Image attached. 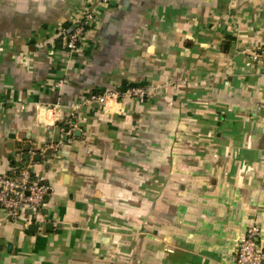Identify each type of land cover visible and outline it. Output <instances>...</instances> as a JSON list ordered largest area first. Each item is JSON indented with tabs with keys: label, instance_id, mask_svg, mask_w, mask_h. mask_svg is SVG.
<instances>
[{
	"label": "crops",
	"instance_id": "0c3cea01",
	"mask_svg": "<svg viewBox=\"0 0 264 264\" xmlns=\"http://www.w3.org/2000/svg\"><path fill=\"white\" fill-rule=\"evenodd\" d=\"M261 47L264 0H0V173L34 150L52 187L38 220L0 210V264H233L251 226L264 249Z\"/></svg>",
	"mask_w": 264,
	"mask_h": 264
},
{
	"label": "built area",
	"instance_id": "2783aa9c",
	"mask_svg": "<svg viewBox=\"0 0 264 264\" xmlns=\"http://www.w3.org/2000/svg\"><path fill=\"white\" fill-rule=\"evenodd\" d=\"M93 10L88 8L82 10L75 19L74 27L70 31L62 30L60 35L64 51L69 55L79 50L80 41L84 38L88 26L93 20ZM253 58L263 62L264 47L251 52ZM69 59L66 61V65ZM147 89L132 86L125 91L113 90L94 92L84 101L86 104H94L98 107L107 105L122 96H134L143 101L147 97ZM264 113V102L259 104ZM71 117L66 121L67 126H73ZM63 130V129H62ZM54 147V145H50ZM34 150L27 151V165L20 167L13 173H0V210L12 219H19L24 210H28L29 220H38L44 207L45 198L51 193L52 187L49 183L39 179L31 171ZM259 229L251 226L243 233L236 244V256L233 264H264V249L260 248L257 241Z\"/></svg>",
	"mask_w": 264,
	"mask_h": 264
},
{
	"label": "water",
	"instance_id": "95a60500",
	"mask_svg": "<svg viewBox=\"0 0 264 264\" xmlns=\"http://www.w3.org/2000/svg\"><path fill=\"white\" fill-rule=\"evenodd\" d=\"M75 133L77 134L78 132L76 131ZM24 158L27 159L28 156L26 155V156H24ZM33 159H34V160H38V159H39V155L36 154V155L33 157ZM32 227L36 229V226H35V225H29L28 228L30 229V228H32Z\"/></svg>",
	"mask_w": 264,
	"mask_h": 264
},
{
	"label": "trees",
	"instance_id": "16d2710c",
	"mask_svg": "<svg viewBox=\"0 0 264 264\" xmlns=\"http://www.w3.org/2000/svg\"><path fill=\"white\" fill-rule=\"evenodd\" d=\"M64 127H67V126L64 125Z\"/></svg>",
	"mask_w": 264,
	"mask_h": 264
}]
</instances>
